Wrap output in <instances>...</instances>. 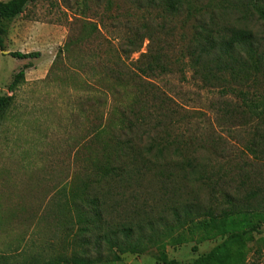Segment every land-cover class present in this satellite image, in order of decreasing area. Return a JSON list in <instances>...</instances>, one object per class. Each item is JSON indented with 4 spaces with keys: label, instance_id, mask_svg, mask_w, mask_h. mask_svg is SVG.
Segmentation results:
<instances>
[{
    "label": "trees",
    "instance_id": "trees-1",
    "mask_svg": "<svg viewBox=\"0 0 264 264\" xmlns=\"http://www.w3.org/2000/svg\"><path fill=\"white\" fill-rule=\"evenodd\" d=\"M37 1L0 2V51L7 36L4 23ZM100 1L76 0L80 8L71 21L63 14L69 29L56 60L71 62V69L77 71L75 55L83 45L93 48L89 61L106 57L109 66L101 70L102 85L97 84L91 95L103 97L94 96L92 102L108 105L110 110L100 115L89 133L87 180L72 187L59 207L75 218L74 242L80 253L58 256L44 264H115L127 254L150 255L160 264H179L168 258V248L216 240L221 242L191 264H247L251 252L261 257L264 238L255 241L254 237L264 229V178L249 173L245 163L215 172L194 159L174 165L169 162V130L176 122L175 110L169 108L170 99L153 81L176 76L186 80L191 74V79L211 87L224 82L225 75L243 79L264 75V49L252 30L254 24H264V0H120L129 7L125 20L120 15L113 17L119 33L111 37L114 41L104 33H108L109 14L120 1L105 0V13L86 17L87 3L97 5ZM145 41L146 53L125 64ZM9 56L20 61L40 58L39 53ZM30 68L22 67L13 77L9 94L13 96ZM12 96L0 95V120L11 108ZM246 106L253 107L254 118L263 115L255 113L257 106ZM143 137L151 140L146 148L139 145ZM249 152L257 162L264 157L262 150L257 155L251 149ZM167 159L166 164H159ZM148 177L154 178L152 183L165 179L163 189L168 186L181 194L170 198L176 192L172 191L165 194H170L165 200L157 196L152 183L149 190L133 194V188L142 187ZM114 197L117 199L112 201ZM117 200L123 203L121 213L116 211ZM38 262L33 258L29 264Z\"/></svg>",
    "mask_w": 264,
    "mask_h": 264
},
{
    "label": "rangeland",
    "instance_id": "rangeland-1",
    "mask_svg": "<svg viewBox=\"0 0 264 264\" xmlns=\"http://www.w3.org/2000/svg\"><path fill=\"white\" fill-rule=\"evenodd\" d=\"M64 1L67 4L62 5L61 0H38L27 6L22 15L4 23L7 36L4 50L0 51V95L12 96L8 87L13 77L22 67L30 65L31 68L25 71L24 81L13 92L11 108L0 120V264H29L33 258L44 264L58 256L80 253L74 242L75 218L61 212L59 207L72 187L87 180L92 143L89 133L100 115H107L110 110L108 105H95L93 97H103L93 96L91 91L97 84L102 85L101 70L109 64L106 57L89 61L93 48L88 45L81 46L75 55V72L71 62L56 60L69 29L63 14L71 21L79 6L76 0ZM104 1L97 5L87 3L86 17L105 13ZM128 7L129 4L120 1L111 10L108 33H104L107 39L112 40V36L119 34L113 17L120 15L125 20ZM252 30L257 43L264 49V24L256 23ZM175 39L180 42L178 35ZM147 46L148 41H145L141 50L125 64L139 60ZM11 53H39L40 58L20 61L11 58ZM95 73L98 77L94 79ZM190 75H186V80L176 76L153 81L170 99L169 108L175 110L173 119L176 122L169 130L168 140L172 143L169 162L174 165L184 159H194L205 164L208 171L215 172L245 163L249 173H258L264 178L261 168L264 157L257 162L249 152L251 149L257 155L264 151V112L261 111L264 108V75L245 79L225 75L224 82L211 87L191 79ZM106 98L113 103L111 95ZM246 105L257 106L255 113L262 112L261 118H254L250 112L253 107ZM141 141L142 148L151 143L147 137ZM168 159L159 164H166ZM153 180V177L146 178L142 187H134L132 193L149 190ZM162 182L166 183L165 179L158 178L152 185L157 196L166 200L170 194H165L177 189L168 186L163 189ZM176 194L181 191L171 194L170 198ZM117 204L116 211L121 213L123 203L117 200ZM254 238L255 241L264 238V229ZM220 242L168 248L167 256L179 264H191ZM256 247L257 242L252 250ZM102 254L107 257L106 252ZM115 264L160 263L150 255L127 254L120 256ZM247 264H264V254L260 257L251 252Z\"/></svg>",
    "mask_w": 264,
    "mask_h": 264
}]
</instances>
